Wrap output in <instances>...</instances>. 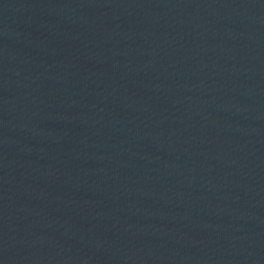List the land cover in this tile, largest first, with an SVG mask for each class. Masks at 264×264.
<instances>
[{
    "label": "water",
    "instance_id": "95a60500",
    "mask_svg": "<svg viewBox=\"0 0 264 264\" xmlns=\"http://www.w3.org/2000/svg\"><path fill=\"white\" fill-rule=\"evenodd\" d=\"M0 264H264V0H0Z\"/></svg>",
    "mask_w": 264,
    "mask_h": 264
}]
</instances>
